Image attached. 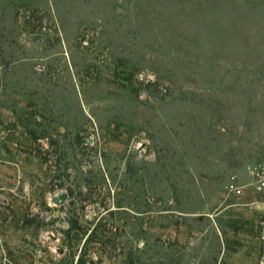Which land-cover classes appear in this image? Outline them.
<instances>
[{"label": "rangeland", "instance_id": "rangeland-1", "mask_svg": "<svg viewBox=\"0 0 264 264\" xmlns=\"http://www.w3.org/2000/svg\"><path fill=\"white\" fill-rule=\"evenodd\" d=\"M263 146L264 0H0V264H264Z\"/></svg>", "mask_w": 264, "mask_h": 264}, {"label": "trees", "instance_id": "trees-1", "mask_svg": "<svg viewBox=\"0 0 264 264\" xmlns=\"http://www.w3.org/2000/svg\"><path fill=\"white\" fill-rule=\"evenodd\" d=\"M72 222H73V226L70 227L67 230H64V234H65V237H66L65 240L67 241L68 245L70 247H75V246H78V244L75 243L74 240H77V239L81 240V238L85 234H87V230L85 229V227H82V226L79 225V216H77L76 220H74ZM105 228L106 227L104 225H102V224H100L97 228H95L94 231L91 232V234H90V236L88 238L89 242L91 240H93V239L98 238L97 236H98L99 229H101L100 233L104 234V236L107 237V235L105 234V231H106ZM73 261H74V258H72L70 264H74ZM86 263H87V260H85V258H83L82 256L79 258V260L77 262V264H86Z\"/></svg>", "mask_w": 264, "mask_h": 264}, {"label": "built area", "instance_id": "built-area-1", "mask_svg": "<svg viewBox=\"0 0 264 264\" xmlns=\"http://www.w3.org/2000/svg\"><path fill=\"white\" fill-rule=\"evenodd\" d=\"M249 171L253 176L254 183L257 188H264V146L260 160L249 167Z\"/></svg>", "mask_w": 264, "mask_h": 264}, {"label": "water", "instance_id": "water-1", "mask_svg": "<svg viewBox=\"0 0 264 264\" xmlns=\"http://www.w3.org/2000/svg\"><path fill=\"white\" fill-rule=\"evenodd\" d=\"M68 200V194L66 192L58 193L52 197V201L55 205H63Z\"/></svg>", "mask_w": 264, "mask_h": 264}, {"label": "crops", "instance_id": "crops-1", "mask_svg": "<svg viewBox=\"0 0 264 264\" xmlns=\"http://www.w3.org/2000/svg\"><path fill=\"white\" fill-rule=\"evenodd\" d=\"M262 153H263V149H262ZM247 179H248V177H246V175L243 174L242 181H243V180H247ZM247 181H248V180H247ZM168 242H169V241H167V244H168ZM181 260H182V259H181ZM19 264H24V263L20 262Z\"/></svg>", "mask_w": 264, "mask_h": 264}]
</instances>
